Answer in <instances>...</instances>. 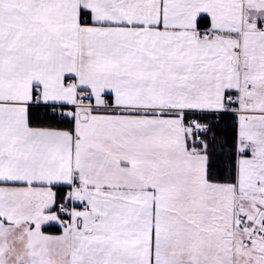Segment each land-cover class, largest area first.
Here are the masks:
<instances>
[{"label": "snow or ice", "instance_id": "obj_1", "mask_svg": "<svg viewBox=\"0 0 264 264\" xmlns=\"http://www.w3.org/2000/svg\"><path fill=\"white\" fill-rule=\"evenodd\" d=\"M0 264H264V0H0Z\"/></svg>", "mask_w": 264, "mask_h": 264}]
</instances>
